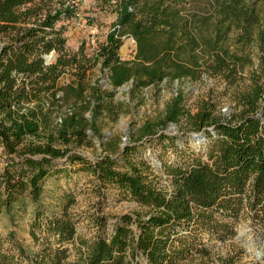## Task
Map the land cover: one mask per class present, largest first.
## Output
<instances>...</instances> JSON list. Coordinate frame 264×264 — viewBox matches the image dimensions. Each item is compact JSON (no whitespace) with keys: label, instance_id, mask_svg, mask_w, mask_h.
<instances>
[{"label":"trees","instance_id":"1","mask_svg":"<svg viewBox=\"0 0 264 264\" xmlns=\"http://www.w3.org/2000/svg\"><path fill=\"white\" fill-rule=\"evenodd\" d=\"M184 2L96 0V7L115 14L116 28L88 56L83 47L68 49L64 28L57 27L74 17L73 3L0 0V148L5 159L0 169V214L32 205L28 232L39 245L30 253L14 232L0 235V264H141L139 256L146 264H181L208 257L210 243L234 237L242 221L264 228V0H208L218 18L211 24L217 43L210 49L208 70L230 84L236 82L237 67L246 57L223 44L232 27L239 31L237 43H255L261 66L248 85L236 88L234 100L241 109L229 119L211 100L202 102L194 115L178 101L169 106L165 121L177 123L187 117L190 129L202 133L203 153L178 146L173 138L151 132L148 125L141 139L168 141L178 154L176 161L160 165L162 175L157 176L135 143L90 162L78 154L67 155L52 143L34 142L42 139L52 113L66 99L80 104L79 113L65 119L63 133L72 130L81 136L87 111L99 114L103 107L111 113L94 88H89V99L83 98L88 71L98 63L114 89L129 81L143 87L168 76L160 62H168L169 54L180 46L176 31H183L188 45L195 41L188 36L189 20L180 14ZM208 20L209 16L193 18ZM123 35L136 43L132 61L119 57ZM189 74L175 64L174 78ZM66 162L77 166L76 172L91 174L100 188L115 190L146 211L120 216L109 236L103 235L105 218H97L98 234L80 237L78 220L68 212L73 199L65 197L59 212L40 206L46 182L68 173ZM230 261L221 264H233Z\"/></svg>","mask_w":264,"mask_h":264},{"label":"rangeland","instance_id":"2","mask_svg":"<svg viewBox=\"0 0 264 264\" xmlns=\"http://www.w3.org/2000/svg\"><path fill=\"white\" fill-rule=\"evenodd\" d=\"M73 3L76 14L69 20H62L57 27L64 28L66 45L71 51L83 47L88 56H93L99 46L106 41L109 33L115 30L116 16L109 10H102L96 0H67ZM213 1L214 0H210ZM181 8L183 19L189 20L188 32L194 43L188 45V37L183 31H176L175 40L182 47L173 50L168 62H160L162 72L169 74L161 81L143 87H137L129 81L114 89L109 83L107 71L100 63L88 71L86 90L83 98H90V87L103 96L104 107H111V113L103 107L92 114L87 111L83 114L84 128L81 136L72 130L64 131L65 119L69 114L79 113L80 102L72 99L61 102L59 110L52 113L51 120L42 131V139L35 143L49 142L67 155L78 154L90 162L114 152H118L127 145L137 144L139 155L149 161L155 168L157 176H161L160 165L176 161L178 154L168 141L158 143L149 138H142L146 126H151V132L164 134L173 138L180 147H188L202 153L205 143L199 142V137H192L187 117L177 123L165 121L167 109L174 101L180 103L183 110L194 115L202 102L210 101L215 104L216 111L225 119H229L240 111L241 107L235 102L236 88H243L253 78V73L260 71L261 52L254 42L244 46L237 43V33L232 27L224 45L230 52H237L242 58L237 67V79L230 84L224 77L217 76L208 70L210 64V49L217 43L214 24L218 19L213 14V8L208 0H185ZM211 15V16H210ZM209 16L206 23L193 22V18ZM253 25V36L257 27ZM239 37V36H238ZM122 45L118 50L121 60L132 61L136 50V43L128 35L121 36ZM217 46V45H216ZM172 60L176 62H171ZM51 63V62H49ZM175 64L183 65L190 74L174 78ZM65 77V82H67ZM106 94H112L107 99ZM81 130V129H80ZM61 134V135H59ZM60 164V163H58ZM63 164V162H62ZM59 167L62 168L63 165ZM5 165L4 156L0 148V169ZM68 173L57 178H50L44 187L41 199V208L47 212H59L66 198L74 200L68 212L73 214L77 224V233L84 239H91L98 234L97 218H105L107 222L105 236H109L114 223L124 214L140 213L146 210L139 207L129 198L120 196L115 190L100 188L91 174L76 172L77 166L69 167L64 164ZM66 197V198H65ZM34 207L27 205L14 209L10 213L0 214V235L5 236L14 232L17 239L30 253L39 249L29 235V224L33 218ZM210 255L206 258L193 257L181 264H221L223 260H231L233 264H264V228L254 226L251 220L242 221L236 225V235L225 242H212L209 245ZM74 253V252H73ZM72 258V257H71ZM141 264H146L142 256L138 257Z\"/></svg>","mask_w":264,"mask_h":264},{"label":"water","instance_id":"3","mask_svg":"<svg viewBox=\"0 0 264 264\" xmlns=\"http://www.w3.org/2000/svg\"><path fill=\"white\" fill-rule=\"evenodd\" d=\"M53 55H49V56H45V59L46 61H50L52 59ZM192 137L196 138V137H202V133H199V134H195V135H192Z\"/></svg>","mask_w":264,"mask_h":264}]
</instances>
